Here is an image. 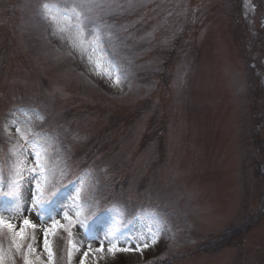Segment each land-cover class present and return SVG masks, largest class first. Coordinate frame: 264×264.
<instances>
[{
	"label": "rangeland",
	"instance_id": "374dc122",
	"mask_svg": "<svg viewBox=\"0 0 264 264\" xmlns=\"http://www.w3.org/2000/svg\"><path fill=\"white\" fill-rule=\"evenodd\" d=\"M79 3L0 0V217L33 264L45 230L51 264H264V0Z\"/></svg>",
	"mask_w": 264,
	"mask_h": 264
},
{
	"label": "snow or ice",
	"instance_id": "6c2138e0",
	"mask_svg": "<svg viewBox=\"0 0 264 264\" xmlns=\"http://www.w3.org/2000/svg\"><path fill=\"white\" fill-rule=\"evenodd\" d=\"M90 5H91V0H81V3L75 5V7L72 9L73 13H75L77 15V17H81L83 16V19H87V16L84 14L85 10L90 9ZM47 7V6H45ZM76 8H80L81 12L76 13L75 9ZM17 131H19V129H17ZM39 155V154H38ZM37 164V168L36 169H32L30 171H36L37 174L43 175L44 173V162L43 160L37 159L36 161ZM20 185L16 184L13 191L10 193H7L10 196H13L15 198L16 196V192L19 190ZM39 186H38V191H39ZM35 203L39 204L40 200L37 199L35 201ZM67 219V217H66ZM57 227L56 224H53V230H55ZM62 227V226H61ZM36 225L33 224L29 219H24L22 224L20 225L19 228H17L15 225H13L12 223L5 221L2 217H0V230L3 229H7V231L11 234V246L16 250V252L21 253L23 252V260H24V264H33V261L29 258V253L34 251L31 248V245L28 246L27 249H25L24 247V241L27 237L28 234V230L29 229H35ZM48 235L49 232L48 230H45L44 233V250L48 252L49 255V262L51 264V258H52V252L48 243ZM130 242V241H129ZM146 246V245H145ZM117 250H130V249H118L116 247H109L108 251L109 252H115ZM98 251H103V245H101V248L98 249ZM0 253H2V249H0ZM88 256V252L84 253V258L81 259L80 264H85V260ZM0 264H4V258L3 255L0 254Z\"/></svg>",
	"mask_w": 264,
	"mask_h": 264
}]
</instances>
